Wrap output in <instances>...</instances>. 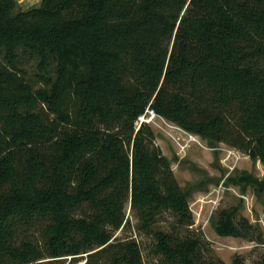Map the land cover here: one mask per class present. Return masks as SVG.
Returning <instances> with one entry per match:
<instances>
[{
    "label": "trees",
    "instance_id": "trees-1",
    "mask_svg": "<svg viewBox=\"0 0 264 264\" xmlns=\"http://www.w3.org/2000/svg\"><path fill=\"white\" fill-rule=\"evenodd\" d=\"M147 109L264 162V0H0V264H225ZM128 202L137 231L115 236ZM168 211L181 236L156 227ZM238 214L215 231L255 239Z\"/></svg>",
    "mask_w": 264,
    "mask_h": 264
},
{
    "label": "rangeland",
    "instance_id": "rangeland-1",
    "mask_svg": "<svg viewBox=\"0 0 264 264\" xmlns=\"http://www.w3.org/2000/svg\"><path fill=\"white\" fill-rule=\"evenodd\" d=\"M17 1L22 8L26 9L38 4L41 0ZM29 70L34 75L31 67ZM151 110L147 109L146 117L150 116ZM148 124L154 133V137L148 141L159 147L162 154L172 161L173 171L181 186L191 188L190 208L194 215V223L190 229L200 233L208 242L204 248V259L209 260L215 255L225 264H232L234 255H240L246 263L254 264L264 253V243L256 238L258 237L256 227H260L264 238V188L259 193L258 186L250 184L242 177L250 176L259 185L263 183L264 186V162L260 159H253L240 149L224 142L210 146L200 135L194 133L192 134L196 135L202 144L190 140L188 133L175 127L178 124L165 117L161 118L159 115ZM230 151L238 153L240 156L238 162H235ZM232 163L236 165L235 169L227 175L229 170L227 164ZM223 180L226 189L221 191L220 197H217V191L214 189ZM242 195H248L247 201ZM234 208L238 209V216L249 219L253 226L249 233L255 239L221 236L215 231L214 222L217 221L221 212ZM126 219L130 224L120 228L115 236L124 237L137 231L138 219L131 202L126 205ZM176 222L174 214L168 211L161 214L156 227L181 236L184 231L176 226ZM141 239L145 246L151 244V239L145 237ZM146 253L148 252L144 251L148 259Z\"/></svg>",
    "mask_w": 264,
    "mask_h": 264
},
{
    "label": "built area",
    "instance_id": "built-area-1",
    "mask_svg": "<svg viewBox=\"0 0 264 264\" xmlns=\"http://www.w3.org/2000/svg\"><path fill=\"white\" fill-rule=\"evenodd\" d=\"M157 115H159L158 113H156L154 110H151L150 111V116L149 117H146V114H143L139 117V121H138V127L141 125L142 122H145V123H149L150 121H152L154 118L157 117ZM159 117H163L161 115H159ZM175 127H177L178 129H180L181 131L185 132V133H188L189 136H190V140H193V141H196L197 143L199 144H202L201 141L197 138L196 135L186 131L184 128H182L181 126L179 125H175ZM234 158H235V162H238L239 159H240V156L238 155L237 152L235 151H230ZM229 170H228V173L227 175H229L234 169H235V164L232 163V164H227ZM226 175V176H227ZM225 180V179H224ZM224 180L221 181L216 187L214 190L217 191V197H220L221 196V191L226 189V186L224 184ZM218 187V188H217ZM247 196L248 195H242V197L247 201ZM60 264H88V253H81V254H69V255H65V256H62L61 257V262Z\"/></svg>",
    "mask_w": 264,
    "mask_h": 264
}]
</instances>
